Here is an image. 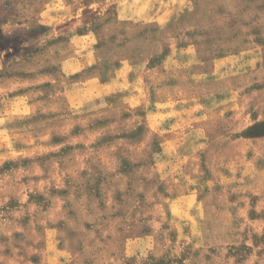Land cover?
<instances>
[{
	"label": "clouds",
	"instance_id": "9594fccd",
	"mask_svg": "<svg viewBox=\"0 0 264 264\" xmlns=\"http://www.w3.org/2000/svg\"><path fill=\"white\" fill-rule=\"evenodd\" d=\"M0 264H264V0H0Z\"/></svg>",
	"mask_w": 264,
	"mask_h": 264
}]
</instances>
